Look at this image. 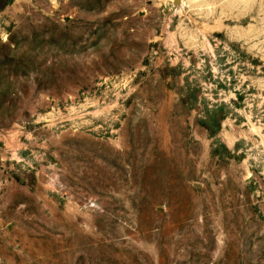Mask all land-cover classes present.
Returning <instances> with one entry per match:
<instances>
[{
	"label": "rangeland",
	"instance_id": "rangeland-1",
	"mask_svg": "<svg viewBox=\"0 0 264 264\" xmlns=\"http://www.w3.org/2000/svg\"><path fill=\"white\" fill-rule=\"evenodd\" d=\"M0 264H264V0H0Z\"/></svg>",
	"mask_w": 264,
	"mask_h": 264
}]
</instances>
